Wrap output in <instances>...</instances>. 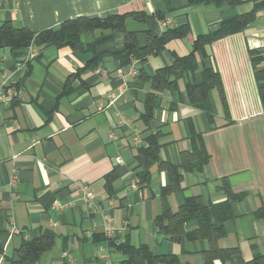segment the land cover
Returning a JSON list of instances; mask_svg holds the SVG:
<instances>
[{
	"label": "crops",
	"instance_id": "1",
	"mask_svg": "<svg viewBox=\"0 0 264 264\" xmlns=\"http://www.w3.org/2000/svg\"><path fill=\"white\" fill-rule=\"evenodd\" d=\"M253 6L226 0L220 6L189 0H0V25L11 22L33 33L79 17L125 15V29L145 46L148 32L160 36L189 28L144 64H123L115 55L125 48L124 34L97 29L74 47L42 48L38 59L15 74L19 95L0 105V264L16 261L21 244L45 231L55 241L39 264H125L128 255L114 246L121 243L146 248L158 259L150 264H249L264 257V217L257 215L264 211V109L250 57V51L264 56V9L243 32L207 45V58L198 56L195 80L202 82L204 68L220 74L227 115L215 89L209 93L211 123L191 104L181 78L176 90L157 92L153 116L144 120L149 79L191 55L199 36ZM25 58L26 52L20 60L9 49L0 52L5 73ZM153 135L161 163L179 165L181 155L192 151L193 135L202 137L210 156L201 169L181 170L182 187L168 197L173 213L193 197L206 205L228 202L226 184L242 196L230 201L232 217L218 242L219 249L233 250L227 260H209L207 240L177 241L160 232L155 220L163 211L168 171L154 165L148 184L137 175L138 150ZM83 186L96 195L93 207L83 199ZM198 228L192 220L184 230Z\"/></svg>",
	"mask_w": 264,
	"mask_h": 264
},
{
	"label": "trees",
	"instance_id": "2",
	"mask_svg": "<svg viewBox=\"0 0 264 264\" xmlns=\"http://www.w3.org/2000/svg\"><path fill=\"white\" fill-rule=\"evenodd\" d=\"M224 0H189L190 5L198 4H214L220 6ZM230 5L237 6L246 2L253 3V9L243 15L237 16L231 20L222 22L220 27L207 35L199 36L194 42L193 53L185 58L176 59L175 63L168 68L162 69L155 76L149 79L152 91L146 98V114L145 122L153 116L155 104L157 100V92L165 90H176L178 79L186 80V89L189 100L193 106L202 110L208 119L213 122L214 115L209 100V93L215 89L219 91L220 98L223 103L225 114L228 113V105L224 96L223 85L220 74L212 68H204L202 71V82L195 80V74L198 71V56L202 59L207 58L205 47L213 42L226 36L243 32L249 24L256 19L259 10L264 9V0H226ZM135 18L140 21L145 19L135 13ZM125 15H108L106 17H79L73 20L65 21L58 29H48L39 33H33L24 27H16L11 22H5L0 25V52L9 49L12 56L16 60L24 55L27 48L32 43L40 50L47 46L57 48L80 44L82 36L85 33L95 31L97 29H111L119 31L125 36V48L115 57L119 58L123 64H129L132 59L145 63L153 54H157L166 47V44L177 38H184L189 33L188 27L168 31L160 36H155L148 32L147 43L141 46L137 39V33L128 32L125 29ZM251 62L254 68L255 78L257 81L263 109H264V56L259 51H250ZM144 78V74L141 76ZM175 77L176 79H172ZM192 151L185 152L181 155L179 165H171L169 163L159 162L160 144L158 136L153 135L148 138L147 145L139 148L137 159V168L141 170L137 175L141 184H148L151 179V168L158 164L159 169L168 171L170 184L165 188L162 195V214L155 220L159 230L164 235H170L173 240L185 241L207 240L210 249L206 255L209 260L220 258L227 260L233 250H221L218 247L220 239L226 236L225 222L232 217L230 201L239 200L241 195H233L230 193L226 184L225 189L229 195V201L221 205H206L201 197H193L187 199L186 203L173 213L170 209L168 197L181 189L183 183V174L201 169L208 164L210 156L208 155L204 141L200 135H193ZM137 169V170H138ZM115 175L108 176L109 185ZM258 217H264V211L257 214ZM196 220L199 228L196 232L186 233L184 228L187 222ZM55 236L52 232L45 231L40 237L26 241L16 250L17 260L11 264H39L41 259L54 246ZM109 244L113 246V241L109 240ZM116 250L128 255L129 259L125 264H150L155 258L146 248H135L127 243L114 245ZM4 253L3 246L0 244V255ZM249 264H264V257L254 260Z\"/></svg>",
	"mask_w": 264,
	"mask_h": 264
},
{
	"label": "built area",
	"instance_id": "3",
	"mask_svg": "<svg viewBox=\"0 0 264 264\" xmlns=\"http://www.w3.org/2000/svg\"><path fill=\"white\" fill-rule=\"evenodd\" d=\"M41 56V50L35 46L34 43L26 50V58L18 66L19 68L16 71L5 73V68L0 63V105H6L15 101L19 95V90L14 86L13 77L16 73H20L23 66L27 65L31 61L38 59ZM121 162L120 159L117 160V163ZM12 185L16 183V180H12ZM83 199L88 207H93L96 201L95 193L86 186L80 188ZM107 234H110V231H107Z\"/></svg>",
	"mask_w": 264,
	"mask_h": 264
}]
</instances>
